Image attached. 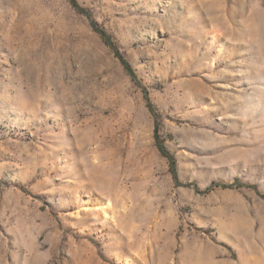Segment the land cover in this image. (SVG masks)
<instances>
[{"label": "rangeland", "instance_id": "rangeland-1", "mask_svg": "<svg viewBox=\"0 0 264 264\" xmlns=\"http://www.w3.org/2000/svg\"><path fill=\"white\" fill-rule=\"evenodd\" d=\"M78 2L0 0V264H264V0Z\"/></svg>", "mask_w": 264, "mask_h": 264}, {"label": "trees", "instance_id": "trees-1", "mask_svg": "<svg viewBox=\"0 0 264 264\" xmlns=\"http://www.w3.org/2000/svg\"><path fill=\"white\" fill-rule=\"evenodd\" d=\"M72 4L81 12L85 13L89 18H91V14L90 12L82 7L78 0H71ZM91 24L94 27V29L96 31L99 32V34L101 35V37L103 38V40L106 42V44H108L110 46V48L114 51L115 55L120 59L121 63L123 64V66L125 67V69L128 71L129 74H131L133 77H135V73L134 70L130 64V62L126 59V57L121 53L120 49L118 48L117 44L112 40L111 36L107 33L106 30L99 28L97 22L95 20H91ZM147 101L149 103V107H151L152 109V104L150 102L149 96L146 95ZM155 138L157 141V146L160 150V152L167 157V159L169 160V163L171 165V168L173 170V173L175 174V176L177 175V171H176V158L174 157V155H172L169 150L167 149V147L163 144V142L160 140V134H159V126L157 125L155 128Z\"/></svg>", "mask_w": 264, "mask_h": 264}, {"label": "bare ground", "instance_id": "bare-ground-1", "mask_svg": "<svg viewBox=\"0 0 264 264\" xmlns=\"http://www.w3.org/2000/svg\"><path fill=\"white\" fill-rule=\"evenodd\" d=\"M99 207V206H98ZM97 207V208H98ZM108 207H109V204L108 203H104V204H101V207H99V208H101V210H99L100 212L102 211V212H104L105 213V217H106V212H107V210H108ZM104 213H102V214H104ZM109 213V212H108ZM108 217V216H107Z\"/></svg>", "mask_w": 264, "mask_h": 264}]
</instances>
